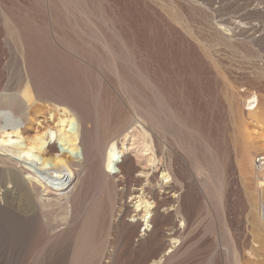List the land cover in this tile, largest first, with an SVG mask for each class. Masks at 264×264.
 I'll list each match as a JSON object with an SVG mask.
<instances>
[{
  "label": "rangeland",
  "instance_id": "374dc122",
  "mask_svg": "<svg viewBox=\"0 0 264 264\" xmlns=\"http://www.w3.org/2000/svg\"><path fill=\"white\" fill-rule=\"evenodd\" d=\"M23 60L40 99L90 121L101 146L143 124L157 157L149 173L168 167L167 185L178 179L174 205L187 219L184 229L180 215L158 207L140 237L145 226L119 218L129 199L116 198L119 187L104 189L97 164L80 177L70 232L48 237L17 221L28 207L14 168L22 185L0 184V264H150L152 253L172 247L171 225L179 242L162 264H264L244 155L264 156V0H0V85H17ZM250 93L258 124L243 106ZM139 153L129 152L135 170L146 165ZM155 174L158 193L167 179ZM171 194L160 191V201Z\"/></svg>",
  "mask_w": 264,
  "mask_h": 264
},
{
  "label": "bare ground",
  "instance_id": "6f19581e",
  "mask_svg": "<svg viewBox=\"0 0 264 264\" xmlns=\"http://www.w3.org/2000/svg\"><path fill=\"white\" fill-rule=\"evenodd\" d=\"M21 56L24 55L22 54ZM25 66L23 60V75L18 80L15 87L9 88V86L4 83L3 85H0V184L6 182L9 184L12 183L14 187H18L22 183V180L25 183L26 191H24L23 194H25L28 210L25 216H17L19 224L21 223L22 226L28 225L33 227L40 233L42 231L43 235L48 237L61 236L70 232L75 222L76 214L74 208L76 204H74V202L77 200L80 193V177L88 170V166L98 164L101 170H99V179L96 180L102 182L106 191L107 189L113 191L115 187H119L120 189L115 192L116 198L118 197L120 200L125 198L129 199L128 202L124 201L121 203L118 211L119 215L117 214L119 218L121 219V217L125 218L128 216L129 218L126 221L130 225L133 226L140 222L145 226L143 229L144 233L140 234V237L146 236L145 231L147 228H151L148 223L152 216L159 215V212L157 211L158 207H162L166 215L167 213L172 215L171 212L180 215L181 218L179 221L180 223L183 222L182 228H184L187 219L185 215L186 213L184 214V212L181 211V207L174 205L178 202L180 196L178 189L175 187L176 185L173 184V182L176 183L178 179L175 176H172L174 181L172 184L167 185L169 181L168 178L171 176L168 167H163V169H159L157 172H155V170L149 173V169L154 170V168H156L157 157L155 156V149L152 146V137L143 124L137 122L132 124L128 131L126 130L120 134L117 133L118 135L115 134L113 137H110L109 140L103 141L101 146L99 138L96 139L94 137V139L91 137L92 126L90 127L88 124L90 121L84 123L80 119L81 117L79 118L74 113L75 111H72L73 109L70 110L71 108L69 109L62 104L48 103L46 102L47 99H45V101L40 99L42 94H38L36 89L33 88L35 85L32 87L29 80L30 76H28L29 73H26ZM1 68L2 67H0V76L2 71ZM45 88L48 89V87ZM243 106L246 107L248 113L247 119L249 118L250 120L251 118V122L255 121L258 124L260 117L256 113V94H248L244 99ZM37 111L45 112L46 117L42 116V113L38 114L36 117L31 116L32 113H36ZM95 127L96 126H94V128ZM31 128H33V133L26 134V131ZM155 129H157V127ZM134 133H137L136 136L138 139L132 135ZM160 133L162 132L160 131ZM165 133L163 134L165 135ZM113 134L114 132L112 135ZM129 137L133 138L132 142L134 141L131 146L125 143ZM139 139L142 140L141 143H138ZM56 145H58V147H56ZM244 145L247 146L248 144ZM136 148L140 150V156H138L140 160L142 159L146 162V167L144 166V168L140 170H135V164L129 156V152ZM244 155L246 158L245 161L248 164L249 173L252 174L255 181L254 191L247 192V196L257 210V215L254 216L253 220L256 237L260 238L261 236H264V156L256 155L253 157L249 149L245 150ZM257 157H262L261 164H257ZM14 168H16L15 170H17V168L18 170H21L22 180L20 179L19 174H17L19 171L15 172ZM203 171H201V173H203ZM134 172L135 175H133ZM155 173L159 174L161 178L167 179L166 182L160 184L158 193L154 188L156 186L155 184L159 182ZM206 179L208 180V178ZM160 191H162V194L167 191L168 194L169 192L172 193L168 196V201H163V203L160 201ZM256 192H259L258 196L255 195ZM130 204L131 206H129ZM24 214L25 213H23V215ZM90 226L93 228V225ZM93 231L95 232V230ZM99 231L102 232V229H99ZM86 232L88 233V229ZM168 233L171 237L170 244L172 247L166 249L164 253L161 252V255L158 253H152L149 257L150 264H162L165 260L172 259L171 254L177 250L176 244L179 242L178 238L180 237V234L176 231L173 225L168 228ZM10 236L15 235L13 233ZM102 241L103 240H101V242ZM6 243H8V241ZM10 247L15 248L16 246ZM97 252H99V250ZM97 252L96 255L99 254ZM1 257L3 256L1 255ZM17 257H19V255ZM61 263L63 262L61 261Z\"/></svg>",
  "mask_w": 264,
  "mask_h": 264
},
{
  "label": "built area",
  "instance_id": "2783aa9c",
  "mask_svg": "<svg viewBox=\"0 0 264 264\" xmlns=\"http://www.w3.org/2000/svg\"><path fill=\"white\" fill-rule=\"evenodd\" d=\"M262 157H257L256 158V162H257V164H261V162H262V159H261Z\"/></svg>",
  "mask_w": 264,
  "mask_h": 264
}]
</instances>
